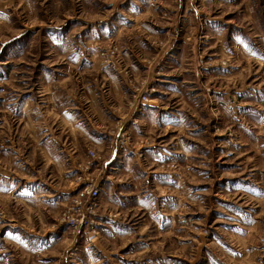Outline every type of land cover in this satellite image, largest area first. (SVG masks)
Masks as SVG:
<instances>
[{"label":"rangeland","instance_id":"374dc122","mask_svg":"<svg viewBox=\"0 0 264 264\" xmlns=\"http://www.w3.org/2000/svg\"><path fill=\"white\" fill-rule=\"evenodd\" d=\"M0 264H264V0H0Z\"/></svg>","mask_w":264,"mask_h":264}]
</instances>
